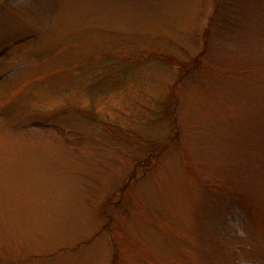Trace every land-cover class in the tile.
<instances>
[{
    "label": "rangeland",
    "instance_id": "1",
    "mask_svg": "<svg viewBox=\"0 0 264 264\" xmlns=\"http://www.w3.org/2000/svg\"><path fill=\"white\" fill-rule=\"evenodd\" d=\"M0 264H264V0H0Z\"/></svg>",
    "mask_w": 264,
    "mask_h": 264
}]
</instances>
